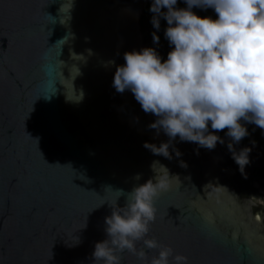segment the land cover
Returning <instances> with one entry per match:
<instances>
[{
  "label": "water",
  "instance_id": "1",
  "mask_svg": "<svg viewBox=\"0 0 264 264\" xmlns=\"http://www.w3.org/2000/svg\"><path fill=\"white\" fill-rule=\"evenodd\" d=\"M151 2L0 0V264H103L92 253L105 217L155 177L169 187L146 238L189 264H264V188L251 178L264 147L247 145L246 177L223 150L227 135L213 149L177 137L171 159L153 154L145 141L169 137L113 86L124 53L149 46L141 21ZM136 248L148 262L158 255L143 240Z\"/></svg>",
  "mask_w": 264,
  "mask_h": 264
},
{
  "label": "clouds",
  "instance_id": "2",
  "mask_svg": "<svg viewBox=\"0 0 264 264\" xmlns=\"http://www.w3.org/2000/svg\"><path fill=\"white\" fill-rule=\"evenodd\" d=\"M178 3L152 0L149 8L156 29L154 44L159 43L161 18L167 22L164 36L171 46L167 58L150 46L126 51L113 86L121 93L130 90L144 112L157 117L149 127L169 137L159 145L145 141L144 147L153 154L171 159L170 142L177 137L213 149L218 141L224 143L218 133L227 129L232 158L246 177L252 149L236 151L234 145L249 135L247 123L264 129V0H184L185 7ZM194 8H211L216 16H200ZM82 99L81 92L69 100ZM175 152L182 155L179 149ZM168 187L167 179L155 177V182L149 179L126 194V204L105 217L107 238L96 242L95 261L120 264L117 252L129 250L142 264H170L169 257L174 264H189V258L174 254L170 245L146 238L156 219L155 199ZM139 240L148 249H158L150 262L144 249L137 250Z\"/></svg>",
  "mask_w": 264,
  "mask_h": 264
},
{
  "label": "trees",
  "instance_id": "3",
  "mask_svg": "<svg viewBox=\"0 0 264 264\" xmlns=\"http://www.w3.org/2000/svg\"><path fill=\"white\" fill-rule=\"evenodd\" d=\"M150 5L151 4H149L148 7L146 8L144 15H143V18H142V21H141L143 32H144V34L147 35L145 42H146V44H149L150 47H155L157 49V51L162 55V57H164L166 59L167 53L170 51V47H171L169 45L168 40L164 36V29L167 25V22H166V20L161 18V22H160L161 27L157 33L160 37L159 43L154 44L152 33L154 31H156V29L153 28V25L150 22L151 17L153 15V13L149 11ZM178 6L179 7H185L186 5L184 4V0H179ZM193 11H195L200 16H212L213 18H215V16H216V13L211 8H208L206 10L200 9V8H194ZM249 124H251V123H247V125H249ZM213 131H215V130H213ZM226 131H227V129L221 130V131H219L218 135H220L221 137H224ZM248 131H249V135L245 136L243 139L248 140V139L254 137L256 141H259L260 144L262 146H264V129H261L258 126H256L255 124H253L251 129Z\"/></svg>",
  "mask_w": 264,
  "mask_h": 264
},
{
  "label": "flooded vegetation",
  "instance_id": "4",
  "mask_svg": "<svg viewBox=\"0 0 264 264\" xmlns=\"http://www.w3.org/2000/svg\"><path fill=\"white\" fill-rule=\"evenodd\" d=\"M146 38H147V35L145 34V39H146ZM148 45H149V44H148ZM252 126H253V124H252ZM252 126H251V127H252ZM251 127H250L248 130H250ZM254 136H255V135H254ZM251 137H252V136H251ZM253 141H255V143H257V144H259L260 146H262V145L260 144L259 141H256L255 138L252 137V138H250V139H248V140L242 139L238 144H235V145H234V148H237L239 144H242L243 147H244V146H247V145H249V144H253ZM230 142H231V140L229 141V143H230ZM229 143H227V144L224 146L223 150H229V147H228ZM262 147H264V146H262ZM251 178H252L254 181H258V182H260L262 188H264V166L261 167V168H256V169H254V171L252 172Z\"/></svg>",
  "mask_w": 264,
  "mask_h": 264
}]
</instances>
